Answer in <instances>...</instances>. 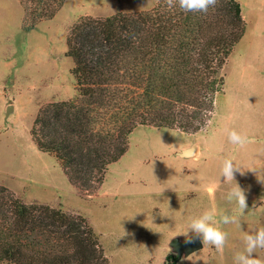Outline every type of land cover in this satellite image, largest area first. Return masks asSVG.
Returning a JSON list of instances; mask_svg holds the SVG:
<instances>
[{"label":"rangeland","instance_id":"1","mask_svg":"<svg viewBox=\"0 0 264 264\" xmlns=\"http://www.w3.org/2000/svg\"><path fill=\"white\" fill-rule=\"evenodd\" d=\"M158 1L64 0L51 18L25 29L20 0H0V184L26 201L83 215L109 264H233L234 253L244 248L241 228L264 226V0H237L245 30L223 67L213 115L200 131L136 126L126 152L91 191L70 182L55 156L40 151L31 137L45 103L76 94L73 62L65 54L71 25L82 16L144 10ZM226 129L248 142L230 143ZM192 145L195 155H180ZM224 158L244 170L235 173L248 205L242 215L225 199L235 181L220 177ZM209 210L217 219L220 213L238 215L241 228L221 225L228 233L222 253L203 244L177 258L171 240H184L189 218ZM256 255L264 259V249Z\"/></svg>","mask_w":264,"mask_h":264},{"label":"trees","instance_id":"2","mask_svg":"<svg viewBox=\"0 0 264 264\" xmlns=\"http://www.w3.org/2000/svg\"><path fill=\"white\" fill-rule=\"evenodd\" d=\"M20 2L30 29L64 0ZM244 30L237 0H219L206 14L159 0L149 9L80 17L65 52L76 94L39 109L30 129L36 147L55 156L70 182L91 191L126 152L136 126L200 131L213 115L223 67ZM0 263L109 261L83 215L26 201L0 184Z\"/></svg>","mask_w":264,"mask_h":264},{"label":"clouds","instance_id":"3","mask_svg":"<svg viewBox=\"0 0 264 264\" xmlns=\"http://www.w3.org/2000/svg\"><path fill=\"white\" fill-rule=\"evenodd\" d=\"M169 8L175 7L177 4L184 12H201L207 13L209 8H215L219 4V0H166ZM204 112L202 115H206ZM228 141L234 145L243 147L248 138L235 129H226ZM244 175V170L233 163L232 159L224 158L220 166V177L224 178V182L231 185L235 181V173ZM225 199L232 203L234 202L242 215L247 209L245 191L235 181L225 196ZM235 224L241 228V221L238 215L220 213L217 219V214L214 211H204L199 216L189 218L187 228L182 234L185 237L186 243H192L194 239H199L203 244H209L215 247L218 252H223L227 241L228 233L222 230L221 225ZM243 235L241 236L244 248L242 251H237L233 256V264H264V259L258 258L256 255L257 249H264V226L244 231L241 228ZM255 254V255H254Z\"/></svg>","mask_w":264,"mask_h":264},{"label":"water","instance_id":"4","mask_svg":"<svg viewBox=\"0 0 264 264\" xmlns=\"http://www.w3.org/2000/svg\"><path fill=\"white\" fill-rule=\"evenodd\" d=\"M196 152H197L196 145H192L190 147L184 148L180 152V155L189 157L195 155ZM171 245L177 251V258H180L183 254H189L195 250H198L203 246V243L199 239H194L192 243H186L185 239L179 240L177 238H173L171 240Z\"/></svg>","mask_w":264,"mask_h":264}]
</instances>
